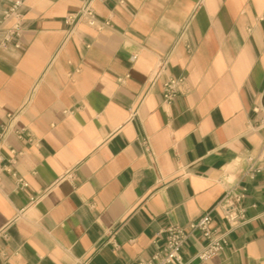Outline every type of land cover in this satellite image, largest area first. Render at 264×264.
Wrapping results in <instances>:
<instances>
[{"label": "crops", "instance_id": "1", "mask_svg": "<svg viewBox=\"0 0 264 264\" xmlns=\"http://www.w3.org/2000/svg\"><path fill=\"white\" fill-rule=\"evenodd\" d=\"M0 0V131L22 186L0 181V264H138L217 208L242 178L247 222L207 262L264 264V0H102L97 30L66 17L84 0ZM16 25L19 36L5 42ZM164 68L157 76L158 68ZM184 77L177 97L163 82ZM22 130L19 135L18 131Z\"/></svg>", "mask_w": 264, "mask_h": 264}, {"label": "built area", "instance_id": "2", "mask_svg": "<svg viewBox=\"0 0 264 264\" xmlns=\"http://www.w3.org/2000/svg\"><path fill=\"white\" fill-rule=\"evenodd\" d=\"M94 1L102 0H84L81 7L73 13H70L66 17V22L71 25H77L78 23H85L88 26L97 30H102L109 24L107 21H101L96 15L92 3ZM22 5L19 0L15 2L6 12V16L15 15ZM13 36H19V26L16 25L5 36V42H9ZM164 68V64H161L157 71V76ZM184 77H170L163 82L162 95L165 103L170 104L178 95L179 87L184 83ZM264 107L255 108V111L259 112ZM18 114H10V123L6 127H3L0 131V181L4 175H10L15 178L22 186H26V182L22 178H18L14 166L17 161V157L20 153L13 149L9 151V157L3 154L4 141L7 137L9 128L13 126L14 122H17ZM259 127H264V116L259 122ZM18 134H22V130L18 131ZM260 156H249L246 159L247 166L242 172V177L238 182L229 188L222 200L219 202L217 208L220 210L223 220L227 227L225 230L218 232L216 228L212 226V212L206 213L202 218L196 222L190 223L187 228L172 226L166 230V243L164 247L156 252L150 260L139 262L138 264H186L181 255L182 248L186 241L194 234L198 232L202 238L206 240V244L196 253L195 258L202 262H207L215 255L220 253L227 244L228 235L236 228L242 226L247 222L245 216V210L241 208L240 203L246 197L247 189L239 185L242 178L255 179L261 172L262 167L260 165ZM8 225L0 228V239L7 237Z\"/></svg>", "mask_w": 264, "mask_h": 264}]
</instances>
